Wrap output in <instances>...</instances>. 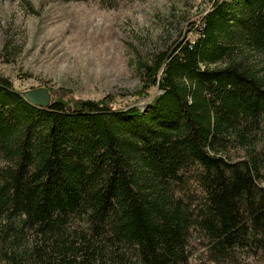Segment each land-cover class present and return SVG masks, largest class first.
I'll return each mask as SVG.
<instances>
[{
	"label": "trees",
	"instance_id": "16d2710c",
	"mask_svg": "<svg viewBox=\"0 0 264 264\" xmlns=\"http://www.w3.org/2000/svg\"><path fill=\"white\" fill-rule=\"evenodd\" d=\"M213 1L129 105L0 73V264H264V0Z\"/></svg>",
	"mask_w": 264,
	"mask_h": 264
},
{
	"label": "rangeland",
	"instance_id": "374dc122",
	"mask_svg": "<svg viewBox=\"0 0 264 264\" xmlns=\"http://www.w3.org/2000/svg\"><path fill=\"white\" fill-rule=\"evenodd\" d=\"M213 0H0V73L17 91L99 100L143 86V65L170 50ZM142 110L145 101L139 102ZM196 264V263H194Z\"/></svg>",
	"mask_w": 264,
	"mask_h": 264
},
{
	"label": "water",
	"instance_id": "95a60500",
	"mask_svg": "<svg viewBox=\"0 0 264 264\" xmlns=\"http://www.w3.org/2000/svg\"><path fill=\"white\" fill-rule=\"evenodd\" d=\"M24 97L36 106L48 108L52 102V93L47 87L27 90L23 92Z\"/></svg>",
	"mask_w": 264,
	"mask_h": 264
}]
</instances>
